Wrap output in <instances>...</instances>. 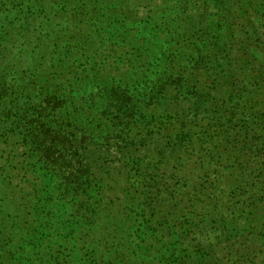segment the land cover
Instances as JSON below:
<instances>
[{
  "label": "trees",
  "instance_id": "obj_1",
  "mask_svg": "<svg viewBox=\"0 0 264 264\" xmlns=\"http://www.w3.org/2000/svg\"><path fill=\"white\" fill-rule=\"evenodd\" d=\"M0 264H264V0H0Z\"/></svg>",
  "mask_w": 264,
  "mask_h": 264
},
{
  "label": "rangeland",
  "instance_id": "obj_2",
  "mask_svg": "<svg viewBox=\"0 0 264 264\" xmlns=\"http://www.w3.org/2000/svg\"><path fill=\"white\" fill-rule=\"evenodd\" d=\"M178 1L183 7L186 6V3H188L189 0H176ZM191 2H195L197 3V1H191ZM196 8L201 12L202 10H207V11H214L213 8L209 7V8H205L206 3H201V2H198L196 5ZM215 9V8H214Z\"/></svg>",
  "mask_w": 264,
  "mask_h": 264
}]
</instances>
